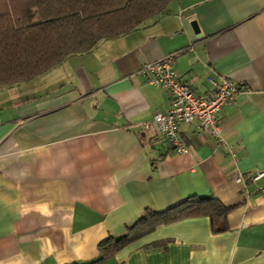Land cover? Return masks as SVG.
Listing matches in <instances>:
<instances>
[{"label":"crops","instance_id":"1","mask_svg":"<svg viewBox=\"0 0 264 264\" xmlns=\"http://www.w3.org/2000/svg\"><path fill=\"white\" fill-rule=\"evenodd\" d=\"M170 53L196 94L211 90L208 77L238 84L217 114L221 141L196 121L180 123L187 151L178 153L143 128L170 94L139 69ZM256 171H264V0H172L144 25L0 87V264H86L145 209L192 194L232 206L226 230L212 232L206 216L160 224L106 264H264V176L234 181Z\"/></svg>","mask_w":264,"mask_h":264},{"label":"trees","instance_id":"2","mask_svg":"<svg viewBox=\"0 0 264 264\" xmlns=\"http://www.w3.org/2000/svg\"><path fill=\"white\" fill-rule=\"evenodd\" d=\"M171 1L0 0V87L29 81L69 55L90 51L100 40L144 25ZM231 208L214 196L192 194L164 211L145 209L124 234L99 242L98 257L86 264H106L156 226L185 217L206 216L211 231L222 232Z\"/></svg>","mask_w":264,"mask_h":264},{"label":"built area","instance_id":"3","mask_svg":"<svg viewBox=\"0 0 264 264\" xmlns=\"http://www.w3.org/2000/svg\"><path fill=\"white\" fill-rule=\"evenodd\" d=\"M175 53H170L158 59L143 63L139 71L146 80L170 94V103L164 112L153 114L151 121L144 123V129L151 126L164 138L167 145L175 152L187 151L186 145L179 136V124L197 122L201 131L208 132L216 140L221 141L220 119L218 112L224 104H233L234 96L238 91V84L228 78L215 80L208 77L211 90L207 94H196L178 75L172 65ZM231 156H234L229 151ZM264 176V171H256L252 174L237 173L234 181L241 183L246 179L256 181ZM262 189V188H259Z\"/></svg>","mask_w":264,"mask_h":264},{"label":"water","instance_id":"4","mask_svg":"<svg viewBox=\"0 0 264 264\" xmlns=\"http://www.w3.org/2000/svg\"><path fill=\"white\" fill-rule=\"evenodd\" d=\"M190 24H191L193 30H194L196 33H198L199 31H198V27H197L196 21H195V20H192V21L190 22Z\"/></svg>","mask_w":264,"mask_h":264}]
</instances>
